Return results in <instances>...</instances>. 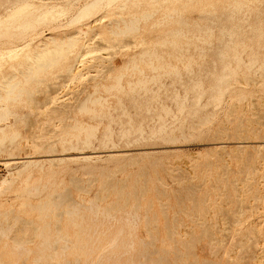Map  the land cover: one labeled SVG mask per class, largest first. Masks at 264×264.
Returning a JSON list of instances; mask_svg holds the SVG:
<instances>
[{"label":"rangeland","instance_id":"1","mask_svg":"<svg viewBox=\"0 0 264 264\" xmlns=\"http://www.w3.org/2000/svg\"><path fill=\"white\" fill-rule=\"evenodd\" d=\"M0 58V264H264V0H0Z\"/></svg>","mask_w":264,"mask_h":264},{"label":"bare ground","instance_id":"2","mask_svg":"<svg viewBox=\"0 0 264 264\" xmlns=\"http://www.w3.org/2000/svg\"><path fill=\"white\" fill-rule=\"evenodd\" d=\"M88 6H89V5H85V6L83 7V10L87 9ZM53 8H54V7L52 6V7H50V8H46V9H44V10H43L44 14H46V16H47V15H48L47 13H49L50 11H52ZM148 15H149V14H148ZM151 15H152V14H151ZM79 31L82 32V29L79 30ZM52 32H53V31H52ZM83 32H84V30H83ZM79 33H80V32H79ZM85 33H86V32H85ZM76 34H77V33H76ZM36 35H39V33H36ZM39 37H40V36H39ZM30 39H31V38H30ZM49 40H53V41H54L55 38H54V37H51ZM27 42H28V41H27ZM27 42H26V43H27ZM26 43H24V44H26ZM42 43H43V42H42ZM42 43H41V44H42ZM47 45H48V42H44V44L40 45V47L42 46V47L45 48V46H47ZM23 46H24V45H23ZM23 46H22V48H24ZM20 47H21V46H20ZM18 48H19V47H17V49H18ZM22 48H21V50H22ZM25 48H26V47H25ZM19 49H20V48H19ZM23 50H25V49H23ZM5 51H6V50H5ZM8 51H11V50L8 49ZM8 51H6V52H8ZM6 52H3V53H6ZM12 52H13V50H12ZM15 52H16V51H15ZM8 53L11 54V52H8ZM8 53H7V54H8ZM16 53H17V52H16ZM16 53H15V54H16ZM19 53H20V51H19ZM1 54H2V51H1ZM7 54H4V55L8 56ZM17 54H18V53H17ZM17 54H16V55H17ZM13 55H14V54H13ZM13 55H12V56H13ZM16 55H14L12 58H15ZM17 56H18V55H17ZM1 57H2V56H1ZM3 57L5 58V56H3ZM9 57H10V56H8L7 58H9ZM4 58H3V59H4ZM0 59H1V58H0ZM3 59H1V60L3 61ZM10 59H11V58H10ZM79 60H80V59H79ZM79 60H78V61H79ZM0 62H1V61H0ZM11 62H12V61H11ZM150 62H151V61H150ZM79 65H80V64H79ZM80 66H81V65H80ZM75 68H77V67H75ZM78 68H79V67H78ZM78 68H77V69H78ZM155 68H156V67H155ZM73 70H74V69H73ZM79 70H80V68L78 69V71H79ZM73 72H77V71H73ZM10 73H11V72H10ZM3 83H5V81H4ZM8 84H9V83H8ZM143 84H144V83H143ZM5 85H6V87H7V83H6ZM14 86H16V84L13 83V84L11 85V87H12L11 89H12V90H13V87H14ZM118 86H119V85H118ZM114 87H115V86H114ZM3 91H4V90H3ZM7 91H8V90H6V92H7ZM10 91H11V90L9 89L8 92H10ZM4 92H5V91H4ZM96 99H98V98H96ZM98 100H100V98H99ZM94 101H95V100H94ZM95 102H96V101H95ZM92 103H93V102H92ZM127 132H128V134H129V131H127ZM133 132H134V131H133ZM16 136H17V134H16ZM18 136H19V135H18ZM18 136H17V137H18ZM34 136H35V135H34ZM88 136H89V135H88ZM29 137H30V136H29ZM3 138H4V139H3ZM3 138H1V139L5 140L6 137H3ZM9 138H10V136H9ZM9 138L7 137V140H8ZM31 138H32V137H31ZM247 138H249V137H247ZM1 139H0V140H1ZM13 139H15V138H14V135H11V140L9 139V141L12 142ZM16 139H17V138H16ZM87 139H88V137H87ZM245 140H246V139H245ZM13 141H14L13 143L16 142L15 140H13ZM3 142H4V141H0L1 148H3V146H4V149H6V146L2 144ZM6 142H7V145H9L10 147H11V145L13 146V143L10 144L8 141H6ZM262 142H263V141H262ZM219 143H220V142H219ZM4 144H5V143H4ZM263 145H264V144H263ZM9 146H7V147L9 148ZM220 147H221V146H220ZM10 149H11V148H10ZM0 150H1V149H0ZM2 150H3V149H2ZM6 150H9V149H6ZM26 150H27V149H26ZM23 151H25V148L23 149ZM7 152L10 153V151H7ZM26 153H27V152H26ZM26 153H25V155H27V156H24V157L20 158V162H26V161H27L26 158H30V157H31V156H28V153H27V154H26ZM112 154H113V153H112ZM19 155H20V153H19ZM19 155H18V156H19ZM50 155H51V154H50ZM9 156H11V153L9 154ZM13 156H14V155H13ZM18 156H17V157H18ZM57 156H58V155H57ZM7 157H8V156H7ZM14 157H15V156H14ZM81 157H82V158H89L90 156H88V155H86V154H83V155H81ZM12 158H13V157H12ZM12 158H10V159H12ZM4 160H5V159H4ZM8 160H9V159H8ZM15 160L17 161V159H15ZM25 160H26V161H25ZM13 161H14V159H13ZM30 161H32V158H31ZM10 162H11V161H7V163H10ZM27 162H28V161H27ZM4 163H6V161H5ZM29 164H30V163H29ZM6 165H7V164H6ZM24 165H25V164H24ZM27 165H28V164H27ZM25 167H26V166H25ZM23 168H24V167H23ZM21 170H22V169H21ZM21 170H20V171H21ZM18 171H19V170H18ZM18 173H20V172H18ZM15 175H16V173H15ZM3 181H4V180H3ZM6 182H7V180H5L3 183L5 184ZM3 183H2V184H3ZM2 184H1V185H2ZM194 198H195V197H194ZM95 204H96V203H95ZM95 204L93 203V205H95ZM91 205H92V204H91ZM91 205H89V206H91ZM96 206H97V205H96ZM96 206H95V207H96ZM98 206H99V205H98ZM98 206L96 207L97 209H98ZM78 207H80V206H78ZM95 207H94V208H95ZM75 208H77V207H75ZM81 208H82V206H81ZM99 208H100V206H99ZM90 209H92V208L90 207ZM75 211H76V210H75ZM70 212H72V211H70ZM104 212H105V211H104ZM107 212H108V211H107ZM107 212H106V215H107ZM71 214H72V213H71ZM127 214H128V213H127ZM129 214H130V212H129ZM134 214H136V213H134ZM110 215H111V214H110ZM124 215H125V214H124ZM124 215L121 214L120 216H124ZM130 215H131V214H130ZM125 216H126V215H125ZM127 216H128V215H127ZM108 217H109V215H108ZM113 217H114V216H113ZM106 218H107V217H106ZM119 218H120V217H119ZM119 218H118V219H119ZM131 218H132V216H131ZM15 220H16V218H15ZM15 220H14V221H15ZM17 220H18V219H17ZM121 220H123V218H122ZM131 220H132V219H131ZM116 221H117V220H116ZM128 221H129V222H132V221H130V220H128ZM118 222H119V223L121 222L120 219H119ZM123 222H124L123 224H125V221H123ZM133 222H134V220H133ZM8 223L10 224V222H8ZM16 223H17V222H16ZM28 223H29V222H28ZM9 224H8V227H9V228L5 227L7 231H8V230H11V229H10V228L12 227L11 225H13V224H11V225H9ZM24 224H25V223H24ZM24 224H22V225L24 226ZM131 224H132V223H131ZM1 226H2V224L0 225V228H1L0 231H2V232L5 233L4 229H2L4 226H3V227H1ZM6 226H7V224H6ZM18 226L21 227V230L23 229V226H20V225H18ZM121 226H122V224H121ZM131 226H132V225H131ZM133 226H135V225H133ZM13 227H14V226H13ZM26 227H27V226H24V229H25ZM43 227H44V225H43ZM43 227H42V228H43ZM47 227H48V225L45 226V228H47ZM119 227H120V226H119ZM135 227H136V226H135ZM15 228H16V227H14V229H15ZM34 228L37 229V227H33V229H34ZM45 228H44V229H45ZM253 228H254V227H253ZM12 229H13V228H12ZM14 229H13V230H14ZM24 229H23V230H24ZM28 229H29V228H27L26 230H28ZM35 229H34V230H35ZM40 229H41V228H40ZM88 229H89V227H88ZM117 229H118V228H117ZM19 230H20V229H19ZM42 230H43V229H42ZM46 230H47V232L49 233L48 228L45 229V231H46ZM85 230H86V229H85ZM94 230H95V229H94ZM132 230H133V229H132ZM135 230H136V229H135ZM14 231H15V230H14ZM14 231H13V232H14ZM17 231H18V230H16L15 233H18ZM31 231H33V230H31ZM31 231H30V232H31ZM35 231H36V230H35ZM122 231H124L123 228H120L118 231L115 230V233L118 232L117 235H115V236H111L112 234L110 235V238H112V239L109 240V243H108L107 247L114 248V247L120 246V245L124 244V241H125V240H127L128 243H127V244L125 243L124 245H128V246L131 247V246L134 244V239H131L132 235H131V234L129 235V234L127 233L128 236H127V238H125V237H123L124 235H122V234H123ZM251 231H252V230H251ZM13 232H12V233H13ZM24 232H25V230H24ZM87 232H88V231H87ZM7 233H8V232H7ZM12 233H11V234H12ZM15 233H14V236H15ZM26 233H27V232H26ZM26 233H25V234H26ZM45 233H46V232H45ZM121 233H122V234H121ZM254 233H255V232H254ZM1 234H3V233H1ZM11 234H10V235H11ZM41 234H42V233H41ZM132 234H134V233H132ZM4 235H5V234H4ZM42 235H43V234H42ZM97 235H98V233H97ZM246 235H247V234H246ZM6 236H7V235H6ZM244 236H245V235H244ZM19 237H20V236H19ZM22 237H23V236H22ZM242 238H243V237H242ZM14 239L16 240V241H15V240H14V241L17 243V244H16V247H17V248H21V247H23V245L25 244V243H23V240L20 239V238H18V239L14 238ZM257 239H258V238H257ZM26 240H28V239H26ZM26 240H25L24 242H27ZM66 240H67V239H66ZM66 240H65V241H66ZM92 240H93V243H92L91 246H88V249L92 250V252H93V251H95V250L97 249V244H95V242H96V243L98 242V241H97L98 238H95V239H92ZM57 241H58V240H56L55 242L57 243ZM119 241H120V242H119ZM140 241H142V240H140ZM239 241H240V240H239ZM246 241H247V240H246ZM30 242H31V241H30ZM183 242H184V241H183ZM244 242H245V241H244ZM143 243H144V242H143ZM184 243H185V242H184ZM236 243H237V242H236ZM88 244H89V243H88ZM188 244H189V243H188ZM243 244H244V243H243ZM142 245H145V243L142 244ZM182 245H184V244H182ZM255 245H256V244H255ZM41 246H42V245H41ZM55 246H56V245H55ZM67 246H68V245H67ZM214 246H215V245H214ZM98 247H99V245H98ZM121 247H122V246H121ZM184 247H185V249H186V246H183V248H184ZM215 247H216V246H215ZM218 247H219V246H218ZM65 248H66V245H65L64 249H65ZM126 248H127V247H126ZM216 248H217V247H216ZM55 249H56V248H55ZM176 249H177V248H176ZM185 249H184V250H185ZM231 249H232V248H231ZM19 250H20V249H19ZM154 250H155V249H154ZM172 250H173V249H172ZM174 250H175V249H174ZM182 250H183V249H182ZM241 250H242V248H241ZM20 251H22V250H20ZM142 251H144V249H143ZM146 251H147V250H146ZM151 251H152V250H151ZM151 251H150V252H151ZM157 251H158V250H157ZM161 251H162V250H161ZM215 251H216V250H215ZM155 252H156V251H155ZM155 252H154V253H155ZM163 252H165V251H163ZM176 252H179V253H180V249H179V251H178V250L175 251V254H177ZM256 252H257V251H256ZM183 253L186 255L185 251H184ZM183 253L181 252L182 255H183ZM141 254H143V252H141ZM150 254H151V253H150ZM157 254H158V253H157ZM173 254H174V253H173ZM181 254H180L179 258H180V257H181V258L185 257L184 255L181 256ZM145 255H146V252H145ZM147 255H148V254H147ZM226 255H227V254H226ZM226 255H225V256H226ZM228 255H229V254H228ZM159 256H160V255H159ZM162 256H163V255H162ZM229 256H230V255H229ZM144 257L146 258V256H144ZM160 257H161V256H160ZM255 257H256V255H255ZM259 257H260V256H259ZM148 258H149V256H148ZM148 258H147V259H148ZM175 258H176V257H175ZM186 258H187V255H186ZM147 259H146V261H147ZM157 259H158V257H157ZM38 260H39V259H37V261H38ZM148 260H149V259H148ZM177 260H181V259H178V258H177ZM186 260H187V259H186ZM230 260H231V259H230ZM75 261H76V260H75ZM77 261H78V260H77ZM77 261H76L75 263H76V264H79V263H77ZM183 261H184V259H183ZM152 262H154V260H153ZM156 262H157V260H156ZM158 262H159V261H158ZM163 262H164V261H163ZM173 262H175V260H174ZM67 263H68V261H66V264H67ZM145 263H146V262H145ZM166 263H167V262H166ZM179 263H181V262H179ZM184 263H186V261H185ZM50 264H51V263H50ZM157 264H158V263H157ZM181 264H182V263H181ZM186 264H188V262H187ZM232 264H233V263H232Z\"/></svg>","mask_w":264,"mask_h":264}]
</instances>
